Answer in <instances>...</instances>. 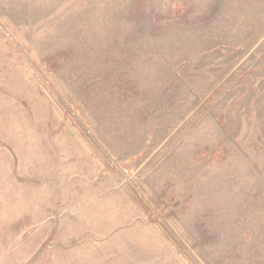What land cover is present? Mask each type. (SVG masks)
<instances>
[{
    "label": "rangeland",
    "instance_id": "374dc122",
    "mask_svg": "<svg viewBox=\"0 0 264 264\" xmlns=\"http://www.w3.org/2000/svg\"><path fill=\"white\" fill-rule=\"evenodd\" d=\"M0 264H264V0H0Z\"/></svg>",
    "mask_w": 264,
    "mask_h": 264
}]
</instances>
